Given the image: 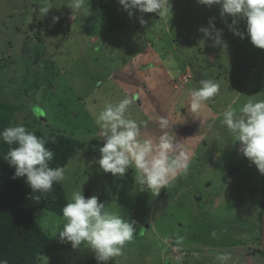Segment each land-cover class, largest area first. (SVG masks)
I'll list each match as a JSON object with an SVG mask.
<instances>
[{"label": "rangeland", "instance_id": "obj_1", "mask_svg": "<svg viewBox=\"0 0 264 264\" xmlns=\"http://www.w3.org/2000/svg\"><path fill=\"white\" fill-rule=\"evenodd\" d=\"M72 2L0 0V100L14 104L19 122L87 144L65 168L67 199L82 188L85 197L98 196L135 227L133 240L108 264H218L217 252L231 253L229 264H264V175L222 124L227 107L264 99V50L250 43L246 21L238 19L245 33L240 39L229 31L233 18L221 17L220 5L198 0H169L165 15L133 10L131 18L118 0H85L74 14ZM44 5L52 8L45 16L39 12ZM210 21L223 30L226 47H212L204 36ZM206 79L217 82L219 92L193 112L190 93ZM35 83L37 89L22 93ZM132 96L137 99L128 113L147 123L143 131L158 135V117L165 116L190 150L187 173L159 195L140 191L134 169L113 177L95 163L103 146L96 116L107 103ZM37 219L50 236L38 264H97L86 245L73 249L59 240L61 216L44 210Z\"/></svg>", "mask_w": 264, "mask_h": 264}, {"label": "clouds", "instance_id": "obj_2", "mask_svg": "<svg viewBox=\"0 0 264 264\" xmlns=\"http://www.w3.org/2000/svg\"><path fill=\"white\" fill-rule=\"evenodd\" d=\"M84 2L73 0L69 7L73 14L84 6ZM118 3L130 18L133 10L161 16L171 9L169 0H118ZM198 3L209 7L220 5L221 17L233 18L228 25L229 31L240 39L245 38V33L238 30V19L245 20L250 43L264 50V0H198ZM50 9V6L44 5L39 12L45 16ZM59 19L53 17L52 23H58ZM140 23H145L143 18ZM201 31L205 37L212 39V47L227 46L222 39L223 30L215 29L211 21L209 27ZM212 31H215V37ZM219 87L211 79L200 81V86L190 93L191 111L198 112L203 108L210 98L218 94ZM136 99L132 96L118 103L109 102L96 116L103 146L99 148L100 158L95 163L113 177H124L130 169H134V181L140 191L159 195L161 189L178 175L187 173L190 150L170 130V122L165 116L158 117V135L143 131L147 123L137 121L128 113L129 106ZM222 116V124L239 142L243 157L264 175V99H249L238 109L229 106L223 110ZM0 141L9 145L4 159L14 168L13 179H25L32 190V199L38 200L41 195L50 193L54 184L65 179L63 167L50 166L55 153L47 147V137L38 136L19 124L0 131ZM62 218V229L59 227L57 230L59 240L70 243L73 249L86 245L94 253L97 264H108L119 257L125 244L132 241L135 235L134 222L118 212L108 211L98 196L85 197L82 188L72 191L62 208ZM211 235L215 237L216 233ZM182 242L183 237H178L177 243ZM231 259L229 252H217L215 255L218 264H229ZM0 264H8V260L0 259Z\"/></svg>", "mask_w": 264, "mask_h": 264}, {"label": "trees", "instance_id": "obj_3", "mask_svg": "<svg viewBox=\"0 0 264 264\" xmlns=\"http://www.w3.org/2000/svg\"><path fill=\"white\" fill-rule=\"evenodd\" d=\"M100 5L106 6L103 2ZM39 46L40 44L37 45ZM35 58L39 59L41 55L37 53ZM44 64V69H53L47 65L48 63ZM2 68L3 65L0 69ZM38 86L37 83L22 93L27 94L33 87L37 89ZM49 87L54 90L55 85L49 84ZM17 112L13 103L0 100V131L9 126L23 124L36 135L47 137L49 140L47 147L55 153L54 160L50 163L51 167L65 169L69 161L87 146L86 143L64 133L44 134L36 122L27 120L19 122ZM91 144H97L96 140ZM8 148L9 145L0 141V259L8 260V264H38L47 254L50 243L49 234L44 231L37 219L38 213L46 210L62 217V208L68 202L66 191L60 182L53 185L50 193L41 195L38 200L32 199V190L25 183V179H13L14 168L4 159ZM261 218L262 211L260 222ZM259 239H262V229ZM259 252L264 255V249L261 248Z\"/></svg>", "mask_w": 264, "mask_h": 264}, {"label": "water", "instance_id": "obj_4", "mask_svg": "<svg viewBox=\"0 0 264 264\" xmlns=\"http://www.w3.org/2000/svg\"><path fill=\"white\" fill-rule=\"evenodd\" d=\"M261 245L264 249V200H263V214H262V239H261Z\"/></svg>", "mask_w": 264, "mask_h": 264}, {"label": "bare ground", "instance_id": "obj_5", "mask_svg": "<svg viewBox=\"0 0 264 264\" xmlns=\"http://www.w3.org/2000/svg\"><path fill=\"white\" fill-rule=\"evenodd\" d=\"M263 207V206H262ZM262 214H263V209H262ZM262 246V245H261Z\"/></svg>", "mask_w": 264, "mask_h": 264}]
</instances>
